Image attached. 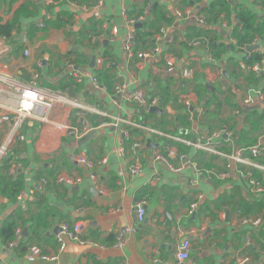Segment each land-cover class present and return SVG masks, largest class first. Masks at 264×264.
I'll use <instances>...</instances> for the list:
<instances>
[{"label": "crops", "instance_id": "1", "mask_svg": "<svg viewBox=\"0 0 264 264\" xmlns=\"http://www.w3.org/2000/svg\"><path fill=\"white\" fill-rule=\"evenodd\" d=\"M97 1L60 0L48 5L43 0H0V25H14L10 38L0 37L1 72L61 93L67 101L24 121L16 132L23 140L14 137L0 160V230L8 219L17 226L12 247L0 239V264H51L28 261V249L37 246L43 254H56V235L64 223L79 225L83 243L68 241L61 264H177L184 239L190 248L183 264H234L243 255L250 258L249 264H264V235L244 222L256 215L264 219V194H256L233 165L227 179L207 175L223 172L227 161L169 138L205 141L210 133L226 129L229 136L216 142L217 149L233 155L262 136L264 105L251 91L264 93V75L248 67L264 60V29L247 43L255 42L250 56H261L247 63L235 38L239 30L235 10H246L262 23L264 0H230L228 12L216 15V20L208 13L216 0H102L99 19L92 10L76 9L91 8ZM187 10L192 17L184 15ZM144 11L148 15L135 28L131 55L123 49L126 21ZM152 21L155 28H146ZM210 45L219 49L212 51ZM150 48L159 52L136 57ZM166 60H172L173 71L166 70ZM182 69H191L192 79L184 80ZM118 85L124 87L120 95L114 92ZM136 91L156 100L160 112L151 113L152 107L125 98ZM17 96L0 83V118L13 116ZM247 96L252 105L244 108ZM70 102L102 115L78 111ZM261 117L262 130L253 134L249 123ZM54 125L87 132L79 138L68 136L57 133ZM11 128V122H0V146ZM167 151L174 156H167ZM154 153L166 161L155 160ZM79 154L92 169L75 163ZM8 158L6 171L3 162ZM257 161L264 164V153ZM136 162L138 175L131 173ZM253 172L264 176L256 170L248 175ZM14 184L18 192L7 198L3 193ZM22 193L24 200L18 201ZM138 202L145 209L139 225L134 213ZM191 204L196 206L189 213ZM130 227L135 232L124 235L123 248H114L115 236Z\"/></svg>", "mask_w": 264, "mask_h": 264}, {"label": "built area", "instance_id": "2", "mask_svg": "<svg viewBox=\"0 0 264 264\" xmlns=\"http://www.w3.org/2000/svg\"><path fill=\"white\" fill-rule=\"evenodd\" d=\"M43 1L44 3L48 5H52V4H57L60 0L59 1L58 0H43ZM101 2L102 0H98L95 3V5L92 6L91 8L86 5H82V6H79V8L76 7V9L80 10L81 12H88L92 10L94 11V18L99 19L98 11L102 5ZM123 13H125V11H123ZM147 15H148L147 11H144L141 15H139L135 19L127 18L126 25H127L128 34H127L126 41L123 44V49L131 55H133V51L136 45L135 28L146 20ZM177 15L178 17H183V14L181 13H178ZM184 15L192 17V14L190 13L189 10H187ZM196 20L200 24L204 23V19L201 17L197 18ZM38 26L42 28L43 23H39ZM112 32H113V36L115 37L116 30L113 29ZM198 42L199 41H194L192 44L194 46H197L199 45ZM254 45H255V42H253L252 44H243L241 46H238L240 51L246 53L247 62L251 61V56L248 53V49H250L251 47H254ZM158 52H159L158 48H150L147 51L136 53V57L140 59H144L146 57H151ZM27 55H28V52L25 51V56ZM96 64L100 65L101 60H97ZM37 66L40 67V63H37ZM173 67L174 65H173L172 60H168V61L166 60V70L168 72H171L173 71ZM248 71L254 74H257V75L258 74L264 75V60L257 62V63H252L251 66L248 67ZM181 77L184 80L192 79L193 71L191 69H182ZM92 82L95 87L98 86V83L95 79H93ZM0 83L5 85L8 89L14 90L18 94L17 100H16V107L13 110V116H9V117L3 116L0 118V122H9V123L11 122V125H12L11 132H10V135L8 136V139L3 145L0 146V160H1V158L7 153L8 147L12 143V140L14 137L17 140H20V141L23 140V137L20 134H17L16 136V132L21 127L24 121H26L27 119H31V118H37V115L40 112H44L46 109L52 108L57 103L67 102V101H66V97H64L61 93L51 92L46 89L37 88L34 86L21 83L13 78H10L9 76H6L4 73L1 72V70H0ZM123 90H124V87L120 85L114 88V92L117 95H120ZM251 92L254 94V96L258 100V103L261 105H264V93L258 90L251 91ZM125 98L130 102H135L137 105L141 107L146 106L147 108H151V107L153 108L156 106V103H157V101L154 99H151V100L146 99V97H144L143 93L140 91L128 93L126 94ZM70 104L73 106L72 102H70ZM186 105L188 104L186 103ZM251 105H252L251 96L249 97L247 96L243 101V106L244 108H246V107H250ZM73 107L75 109H78V111L81 110V111H87V112L97 113V114L102 115V113L97 112L93 108L91 109L81 108V106L78 104H75ZM116 120L120 123L128 124L130 127L141 128V130L143 129L149 133H153V134H156L162 137L164 136L160 132L152 130V129H148L143 125H137L136 123H127V121L122 120V119H116ZM53 129H55L57 133L65 132V134H67L68 136H73V137H78V138L85 135L87 132L86 129L84 128L83 130H76L74 127H63L61 125H54ZM224 136L225 137L229 136V131L226 129H221L220 132L215 131V132L210 133L206 137L205 141L189 142L185 139H180L176 137H169V138L176 140L182 145L192 147L196 151L211 155L215 158L218 157L220 159H225L227 161L226 162L227 164L225 165V170L223 172L216 173L214 171H208L206 172L207 175L214 174L215 176H218L222 179H227L229 178V175H230V170H231L230 167L231 165H233L240 179L245 180L248 186L252 188L256 194H264V187L261 186L260 183H258L257 181H255L253 178H251L248 175L249 170H256V171H261L264 173V164H261L257 161L260 158V156L264 153V142H263L264 133L258 139L256 144H254L253 146H250L249 148L245 150L237 151L233 155H226L217 149L218 145L216 142L218 140L221 141L222 138L225 139ZM226 141L228 140L226 139ZM120 152L124 153L122 149L120 150ZM244 153H247L250 158L245 157ZM167 156H174V153L172 151H167ZM153 157L155 160H158V161H163V162L166 161L165 157L160 155L159 153H154ZM179 159L183 161L185 157L180 156ZM74 161L76 164L83 165L87 167L88 169L93 168L92 163L88 161V159H86V157L82 154L75 156ZM140 172L141 170H140L139 163L137 162L134 163L131 166V173L134 175H138L140 174ZM11 173L12 171L9 172V175ZM201 173L198 172L199 175H201ZM63 180L64 179H59V181H63ZM78 180L79 179H77V181ZM153 180H156V178ZM24 197H25V194L22 193L17 196V200L23 201ZM195 206H196L195 204L190 205L189 213H191L194 210ZM134 213H135V223L138 225L141 224L145 218V209H144L143 202H138L135 204ZM244 222L252 225L255 228H260L264 235V220L262 219L261 215H256L253 218L245 219ZM133 232H135V228L130 227V228L125 229L122 233H118L115 236L113 247L116 249L123 248V246L125 245L124 235L127 233L132 234ZM16 233H19V230H17ZM68 241L76 242V243H83V240L80 236V227L78 224L71 225V224L64 223L59 226V232L56 235V242L58 245V250L56 254H53V255L43 254L37 246H32V247H29L28 249L27 259L30 262L41 261V262L51 263V264H61L59 261V257H60V254L64 251L66 247V243ZM7 247L8 248L12 247V243H9ZM189 248H190L189 240L184 239L179 245V252L176 254L177 264H183L188 259ZM249 263H250V258L244 255L237 257L234 262V264H249Z\"/></svg>", "mask_w": 264, "mask_h": 264}, {"label": "trees", "instance_id": "3", "mask_svg": "<svg viewBox=\"0 0 264 264\" xmlns=\"http://www.w3.org/2000/svg\"><path fill=\"white\" fill-rule=\"evenodd\" d=\"M230 0H216L214 1L211 5L210 8L208 9V13L211 15V18H214L216 20V15L220 14L221 12L227 13L229 10V3ZM235 15L237 19V26L239 27V30L235 32V38L237 41V44L243 45L249 43L251 40L254 38L261 36L263 29H264V22L262 23H257L256 22V17L255 15L251 14L250 12L242 9L235 10ZM157 21V20H156ZM156 21H152L148 24H146V28H155ZM14 28L13 24H7V25H0V37L4 38H10L11 32ZM206 33H202V35H205ZM201 35V34H200ZM212 46L210 45V49ZM219 49L218 47L212 48L213 50ZM261 55H256V54H251V61L259 59ZM251 61L247 63H251ZM184 116V115H183ZM263 117V116H262ZM259 118L258 121H252L249 123V126L251 127L250 132H253V134L256 132V130H262V124L263 121L261 122V119ZM10 158V157H9ZM4 160V169L7 171L10 159ZM251 178H253L255 181L258 183L259 180L263 183L264 185V176L263 178L261 175L257 172L251 173ZM261 184V183H260ZM6 187V184H4ZM18 192V185L14 184L11 187L7 188V194L3 193L7 198L9 196L14 195L15 193ZM11 193V194H10ZM262 217V216H261ZM263 219V217H262ZM264 220V219H263ZM16 223L12 219H8L4 222L1 230H0V239L2 240L4 245H8L9 243H12L15 239V229H16Z\"/></svg>", "mask_w": 264, "mask_h": 264}, {"label": "water", "instance_id": "4", "mask_svg": "<svg viewBox=\"0 0 264 264\" xmlns=\"http://www.w3.org/2000/svg\"><path fill=\"white\" fill-rule=\"evenodd\" d=\"M255 49H256V48L251 47L250 49H248V52H252V51H254ZM150 112H151V113H159L160 110H159L157 107H153V108L150 109ZM90 135H92V133H91Z\"/></svg>", "mask_w": 264, "mask_h": 264}, {"label": "rangeland", "instance_id": "5", "mask_svg": "<svg viewBox=\"0 0 264 264\" xmlns=\"http://www.w3.org/2000/svg\"><path fill=\"white\" fill-rule=\"evenodd\" d=\"M260 135V132L258 133V136Z\"/></svg>", "mask_w": 264, "mask_h": 264}]
</instances>
